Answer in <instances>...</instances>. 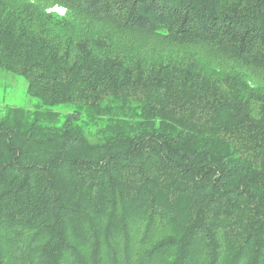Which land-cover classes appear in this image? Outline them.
I'll return each mask as SVG.
<instances>
[{
  "label": "trees",
  "instance_id": "1",
  "mask_svg": "<svg viewBox=\"0 0 264 264\" xmlns=\"http://www.w3.org/2000/svg\"><path fill=\"white\" fill-rule=\"evenodd\" d=\"M0 73V264H264V0H0Z\"/></svg>",
  "mask_w": 264,
  "mask_h": 264
},
{
  "label": "rangeland",
  "instance_id": "2",
  "mask_svg": "<svg viewBox=\"0 0 264 264\" xmlns=\"http://www.w3.org/2000/svg\"><path fill=\"white\" fill-rule=\"evenodd\" d=\"M51 11L61 16L65 14V9L59 7H55ZM25 90V80H19L10 74L0 73V116L4 106H26L27 97Z\"/></svg>",
  "mask_w": 264,
  "mask_h": 264
}]
</instances>
